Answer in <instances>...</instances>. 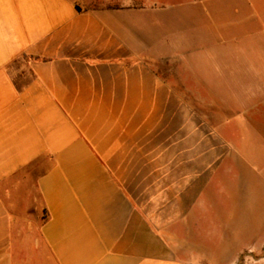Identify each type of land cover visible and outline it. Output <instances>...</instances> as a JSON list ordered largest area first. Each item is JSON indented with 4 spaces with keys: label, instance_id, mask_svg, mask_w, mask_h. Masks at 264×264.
Wrapping results in <instances>:
<instances>
[{
    "label": "crops",
    "instance_id": "obj_1",
    "mask_svg": "<svg viewBox=\"0 0 264 264\" xmlns=\"http://www.w3.org/2000/svg\"><path fill=\"white\" fill-rule=\"evenodd\" d=\"M143 7L0 0V264H238L264 249L236 222L218 128L259 105L246 91L264 49L200 67L138 31Z\"/></svg>",
    "mask_w": 264,
    "mask_h": 264
},
{
    "label": "rangeland",
    "instance_id": "obj_2",
    "mask_svg": "<svg viewBox=\"0 0 264 264\" xmlns=\"http://www.w3.org/2000/svg\"><path fill=\"white\" fill-rule=\"evenodd\" d=\"M137 1L145 6L137 17L138 31H145L146 25L148 33L162 38L163 46L186 51V58L200 67H208L203 59L212 51L227 49L240 54L264 49V0ZM161 66L166 76L175 78V58L164 60ZM259 83L246 91L254 92L260 100L259 105L251 106L253 118L221 111L227 123L218 124L229 132L224 139L230 145L225 157L227 173L222 178L240 200L238 207L233 206L236 222L245 229L251 225L245 234L249 243L264 236V78ZM215 92L232 98L240 96L242 89L218 87ZM254 199L258 213L253 219ZM238 264H264V249L257 254L246 251Z\"/></svg>",
    "mask_w": 264,
    "mask_h": 264
}]
</instances>
